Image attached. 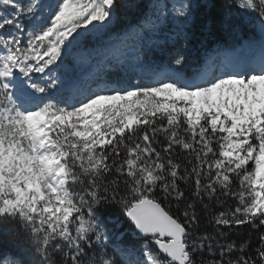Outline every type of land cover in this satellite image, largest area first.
I'll return each mask as SVG.
<instances>
[{"label":"snow or ice","instance_id":"obj_1","mask_svg":"<svg viewBox=\"0 0 264 264\" xmlns=\"http://www.w3.org/2000/svg\"><path fill=\"white\" fill-rule=\"evenodd\" d=\"M0 264H264V0H0Z\"/></svg>","mask_w":264,"mask_h":264},{"label":"rangeland","instance_id":"obj_2","mask_svg":"<svg viewBox=\"0 0 264 264\" xmlns=\"http://www.w3.org/2000/svg\"><path fill=\"white\" fill-rule=\"evenodd\" d=\"M89 52H92V50H89ZM91 56H88L86 53H83L80 51L73 52L72 55L69 57L68 62L66 64V67H68L69 69L67 75L68 76L73 75V74L80 75L83 73L85 69L90 70L91 62L95 60V59H92ZM101 58H102V52H101V55H98L96 62L98 63Z\"/></svg>","mask_w":264,"mask_h":264}]
</instances>
